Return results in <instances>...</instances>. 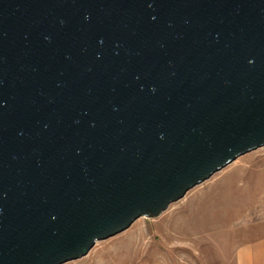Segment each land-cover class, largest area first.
Masks as SVG:
<instances>
[{"label": "water", "instance_id": "water-1", "mask_svg": "<svg viewBox=\"0 0 264 264\" xmlns=\"http://www.w3.org/2000/svg\"><path fill=\"white\" fill-rule=\"evenodd\" d=\"M264 145V0H0V264H62Z\"/></svg>", "mask_w": 264, "mask_h": 264}, {"label": "rangeland", "instance_id": "rangeland-1", "mask_svg": "<svg viewBox=\"0 0 264 264\" xmlns=\"http://www.w3.org/2000/svg\"><path fill=\"white\" fill-rule=\"evenodd\" d=\"M264 239V145L190 189L156 218L140 217L62 264H234Z\"/></svg>", "mask_w": 264, "mask_h": 264}, {"label": "crops", "instance_id": "crops-1", "mask_svg": "<svg viewBox=\"0 0 264 264\" xmlns=\"http://www.w3.org/2000/svg\"><path fill=\"white\" fill-rule=\"evenodd\" d=\"M234 264H264V239L239 247Z\"/></svg>", "mask_w": 264, "mask_h": 264}]
</instances>
